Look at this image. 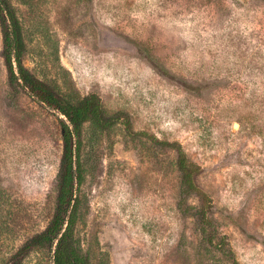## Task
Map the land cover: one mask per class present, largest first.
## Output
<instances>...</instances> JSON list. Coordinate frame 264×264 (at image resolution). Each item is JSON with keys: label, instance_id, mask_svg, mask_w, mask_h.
<instances>
[{"label": "rangeland", "instance_id": "rangeland-1", "mask_svg": "<svg viewBox=\"0 0 264 264\" xmlns=\"http://www.w3.org/2000/svg\"><path fill=\"white\" fill-rule=\"evenodd\" d=\"M12 5L23 66L69 99L97 96L105 114L82 126L80 183L58 238L70 236L87 264H264V0ZM1 53L0 29L5 264L58 213L63 142L62 117L9 84ZM165 142L201 168L208 235ZM56 244L21 264H54Z\"/></svg>", "mask_w": 264, "mask_h": 264}, {"label": "trees", "instance_id": "trees-1", "mask_svg": "<svg viewBox=\"0 0 264 264\" xmlns=\"http://www.w3.org/2000/svg\"><path fill=\"white\" fill-rule=\"evenodd\" d=\"M13 0H0V29L2 37V59L5 65L8 82L18 86L36 103L62 117L60 119L63 153L60 162L59 209L48 230L41 236L31 238L15 251L5 264H21L30 250L44 243L52 244L57 240L53 256L54 264H87L73 247L70 236H60L63 228V213L73 198L74 184L80 183L79 141L82 126L88 122H103L105 114L100 101L95 95L69 99L56 92L49 85L33 77L23 66L24 53L23 27L12 5ZM163 146L175 154V165L180 178L181 195L199 197V223L208 235L207 225L210 222L208 213L210 201L198 187L197 178L201 168L191 161L181 145L176 142H165ZM73 213L69 216L71 221ZM71 224L69 223V228ZM58 238V239H57Z\"/></svg>", "mask_w": 264, "mask_h": 264}]
</instances>
